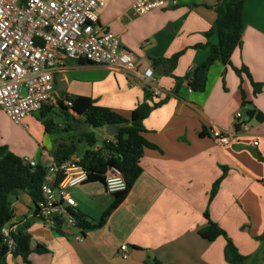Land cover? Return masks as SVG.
Segmentation results:
<instances>
[{"label":"crops","instance_id":"obj_1","mask_svg":"<svg viewBox=\"0 0 264 264\" xmlns=\"http://www.w3.org/2000/svg\"><path fill=\"white\" fill-rule=\"evenodd\" d=\"M135 1L106 0L99 24L121 39L134 55L140 74L154 68L162 94L150 103L164 99L166 103L151 112L144 126L145 137L157 148L145 149L143 172L104 225L67 233L52 230L37 217L30 195L18 191L11 197L15 216L8 226L29 222L32 248L42 245L48 250L31 253L30 264H230L224 237L209 241L199 234L211 220L248 257L245 264H264V241L260 239L264 233V121L255 115L250 130L235 134L228 145L218 144L212 136L213 129H232L238 110L247 112L251 107L264 114V0L245 2L242 44L229 64L216 61L210 66L203 90H193L184 78L218 43L217 34L206 35L218 16L217 0H176V5L145 15L133 12ZM179 52L173 67L171 59ZM155 60L161 61L159 66H154ZM243 66L254 82L262 84L258 95L247 74L240 77L234 70ZM178 79L182 83L176 91ZM67 95L91 97L130 118L145 100V82L106 66L68 60L55 75L54 103L66 100ZM107 127L105 140H114L116 128ZM82 130L76 125L68 131ZM48 134L42 135L45 145L30 156L44 166L55 159L53 151L60 143H68L56 140L53 147ZM223 166L227 173L210 202ZM72 193L76 212L92 223L100 221L115 201L101 182H86ZM78 234L81 240L74 238ZM123 244L130 252L126 259L119 255ZM6 262L27 264L22 256L12 254Z\"/></svg>","mask_w":264,"mask_h":264},{"label":"built area","instance_id":"obj_2","mask_svg":"<svg viewBox=\"0 0 264 264\" xmlns=\"http://www.w3.org/2000/svg\"><path fill=\"white\" fill-rule=\"evenodd\" d=\"M105 4L106 0H0V109L17 124L28 129L24 120L29 115L56 102L55 75L65 68L68 60H84L122 71L143 80L153 97L162 94L156 85L154 68L140 74L134 55L121 39L99 24V12ZM176 4V0H136L132 10L136 15H145ZM193 69L191 66L188 72ZM65 104L72 103L66 100ZM250 119L246 112L238 110L233 128L213 129L212 136L218 144L228 145L235 134L250 130ZM258 144L257 140L253 141L254 146ZM22 158L25 164L38 165L33 158ZM45 167L37 217L52 230L65 233L83 230L73 215L77 202L72 193L89 178L81 157L53 159ZM105 175L107 192L113 194L126 189V180L118 168L109 167ZM8 225L3 228V234L12 249L11 234L16 228ZM74 238L81 240L83 236L78 234ZM119 255L124 259L130 256L127 244L121 245Z\"/></svg>","mask_w":264,"mask_h":264},{"label":"trees","instance_id":"obj_3","mask_svg":"<svg viewBox=\"0 0 264 264\" xmlns=\"http://www.w3.org/2000/svg\"><path fill=\"white\" fill-rule=\"evenodd\" d=\"M247 0H217L214 8L218 14L212 28L206 33L207 36L212 34L218 35V43L212 45L208 58L198 67H194L191 72H188L184 79L188 82L193 90H203L207 80V72L210 66L220 61L224 64H229L234 51L242 44L243 31V8ZM204 46V45H203ZM182 52L175 54L171 63L173 67L176 65ZM80 62H86L81 60ZM161 61L155 60L154 66H159ZM89 63V62H87ZM237 75L242 77V73H246L250 78L254 94L258 95L262 91V84L256 83L251 77L247 67L234 68ZM183 79V80H184ZM182 83L178 79L176 91ZM244 97V95H243ZM245 98V97H244ZM68 100L72 104L68 106L65 101ZM66 100L58 101V106L67 119L65 124L66 130H74L76 125H84L85 128H103L112 126L116 128L114 140L105 141L104 147L97 148V138L93 130H82L79 133L77 142L60 143L53 151L56 161L67 160L77 153V143L86 142L90 149H87L81 156V163L89 172L87 182H101L105 184L106 171L109 167L118 168L123 174L127 187L123 191L113 193L115 201L112 207L105 212L103 217L97 223H92L80 212H73L77 224L83 230L99 227L105 224L107 217L113 209H115L127 197L135 182L143 172L141 159L146 148L156 149V145L152 144L145 137L146 128L144 121L149 117L151 112L166 103V99L152 102L153 94L145 87V100L140 103L132 112V116L126 117L119 110L101 106L91 97L73 95L66 96ZM248 103H243L246 106ZM54 106L45 105L40 111L42 116H45L53 109ZM251 118L255 115L261 121H264V114L256 111L255 108L249 107L246 112ZM73 114L77 115L75 117ZM46 133H52V120L43 122ZM264 160V159H263ZM223 174L213 184L210 202L216 196L219 186L224 179L227 168L222 167ZM46 167L39 164L32 167L25 164L23 158L12 152L6 145L0 146V264H7V256L12 254L14 257L22 256L27 264L28 256L31 253H45L48 250L38 245L36 248L31 246V233L29 232V222L20 223L15 232L11 234L14 240V247L11 249L7 243V238L3 234V228L11 224L15 216L14 208L9 204V197L14 190L24 191L35 203L43 197L42 183L46 175ZM61 232V230H57ZM199 234L206 240L215 241L219 237H224L227 241L225 247V258L230 264H244L248 257L242 255L237 249L234 242L229 238L226 231L216 222L209 220L207 226L199 230ZM264 241V233L260 237Z\"/></svg>","mask_w":264,"mask_h":264},{"label":"rangeland","instance_id":"obj_4","mask_svg":"<svg viewBox=\"0 0 264 264\" xmlns=\"http://www.w3.org/2000/svg\"><path fill=\"white\" fill-rule=\"evenodd\" d=\"M49 105L54 107L45 116H42L41 111L39 110L32 113L24 120V123L28 125V129H25L24 125L17 124L10 116L7 115V113L0 109V146L6 145L14 153H20L22 155L27 154L28 157H30L32 152L40 146L45 145L42 135L48 133H45L46 131L43 122L47 120H52L54 122L55 126L53 127H59V130H54V132L48 134V140L53 143V147L58 142L56 140L66 141L68 143H71L72 140L77 142L79 132H69L64 128V123H66L67 119L65 114L62 112L61 107H59L57 103ZM78 127H81L83 130L87 129V131L93 130L97 138L96 146L104 147L108 127L105 129L85 128L84 125H78ZM46 142L48 141L46 140ZM77 145V155L79 156H82L87 149H90L86 142H80L77 143Z\"/></svg>","mask_w":264,"mask_h":264},{"label":"water","instance_id":"obj_5","mask_svg":"<svg viewBox=\"0 0 264 264\" xmlns=\"http://www.w3.org/2000/svg\"><path fill=\"white\" fill-rule=\"evenodd\" d=\"M163 67V65H160V68ZM18 194V190H14L12 193H11V196L9 197V204H11V197L12 196H16Z\"/></svg>","mask_w":264,"mask_h":264}]
</instances>
